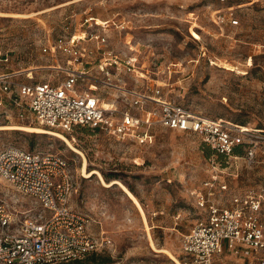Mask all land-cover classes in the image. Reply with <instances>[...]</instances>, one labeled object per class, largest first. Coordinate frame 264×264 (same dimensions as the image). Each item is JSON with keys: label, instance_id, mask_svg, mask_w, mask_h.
Masks as SVG:
<instances>
[{"label": "rangeland", "instance_id": "obj_1", "mask_svg": "<svg viewBox=\"0 0 264 264\" xmlns=\"http://www.w3.org/2000/svg\"><path fill=\"white\" fill-rule=\"evenodd\" d=\"M228 4L235 5L237 26L229 19L214 20V11ZM87 11L107 22L112 47L137 58L141 77L125 71L116 75L127 86L160 85L165 99L264 135V0H0V71H21L24 81L63 78L61 69L51 67L58 59L43 48L62 32L69 15L79 19ZM14 124L40 126L18 119L13 107L0 106V125ZM40 127L66 135L84 152L87 169H97L107 182L130 184L147 217L146 222L119 183L104 184L97 173L84 175V156L58 135L1 128L0 150L17 145L70 160L71 205L90 218L95 234L112 240L98 252L102 263L87 254L55 264H179L168 250L181 264H193L182 238L206 213L199 195L229 205L233 196L264 184V142L249 161L217 154L197 133L162 126L153 128L152 141L144 146L100 130ZM0 201L17 213L37 209L32 197L1 176ZM212 264L257 263L225 252Z\"/></svg>", "mask_w": 264, "mask_h": 264}, {"label": "built area", "instance_id": "obj_2", "mask_svg": "<svg viewBox=\"0 0 264 264\" xmlns=\"http://www.w3.org/2000/svg\"><path fill=\"white\" fill-rule=\"evenodd\" d=\"M234 6L215 10L214 20L239 25L240 19L232 18ZM68 18L62 32L43 48L58 59L51 67L65 76L24 81L18 77L21 71H0V106L13 107L18 119L31 124L63 131L89 127L140 146L151 143L156 126L194 132L217 154L255 158L264 142L257 129L165 99L160 85L127 86L116 76L119 72L136 77L143 73L137 71L134 55L111 46L107 22L89 11L79 19L76 13ZM114 89L122 96H115ZM110 94L113 99L107 101ZM238 147L242 154L235 152ZM0 176L37 204L34 212L17 213L0 201V264H55L111 245L112 240L92 232L90 218L71 205L74 178L63 154L8 145L0 150ZM197 201L206 213L182 238L183 251L193 264H212L225 252L264 264V184L233 196L229 205L202 194Z\"/></svg>", "mask_w": 264, "mask_h": 264}, {"label": "bare ground", "instance_id": "obj_3", "mask_svg": "<svg viewBox=\"0 0 264 264\" xmlns=\"http://www.w3.org/2000/svg\"><path fill=\"white\" fill-rule=\"evenodd\" d=\"M6 14L24 15V16L28 15V14H25V13H15V12H12V13H7L6 12ZM1 128H20V129L29 130V131L52 132V133L58 135L59 137L64 139L73 149L79 151L84 156V166H83L84 175L92 176L93 174L97 173L100 176V178H101V180L103 181L104 184L111 185L114 182L119 183L120 186L123 188V190L128 194V196L134 201V203H136V205L140 209L142 215L144 216L145 221L147 222L146 213H145V210H144L139 198L129 189V187L127 185H125L122 181H120L119 179H115V180H112L111 182H107L105 180L104 176L102 175V173L100 171H98L97 169H90V170L87 169V159H86V156H85L84 152L82 150H80L78 147H76L75 145H73L72 142L70 141V139L66 135H64L63 133H61L59 131L50 130V129H47V128H44V127H40V126L25 125V124L0 125V129ZM151 243H152V246L155 249H159V248L156 247V245H155V243H154L152 238H151ZM160 250H167V249L161 248ZM168 252H169V254L171 255V257L173 259H175L179 264H181L180 260L173 253H171L169 250H168Z\"/></svg>", "mask_w": 264, "mask_h": 264}, {"label": "trees", "instance_id": "obj_4", "mask_svg": "<svg viewBox=\"0 0 264 264\" xmlns=\"http://www.w3.org/2000/svg\"><path fill=\"white\" fill-rule=\"evenodd\" d=\"M229 5H232V4H229ZM241 125H244V124L241 123ZM76 128H88V129H91V128H89V127H84V126H78V127H76ZM74 129H75V128H74ZM92 130H93V129H92ZM235 152H236L237 154H241V153H243V150H242L241 147H238V148L236 149ZM127 186L129 187V189H130L135 195H137L136 192H135V190H134V188H133L130 184H127ZM89 254H91V255H90V258L93 259L94 262L102 263V262L105 261V259L102 258V257L100 256V254H99L97 251L91 252V253H89Z\"/></svg>", "mask_w": 264, "mask_h": 264}, {"label": "crops", "instance_id": "obj_5", "mask_svg": "<svg viewBox=\"0 0 264 264\" xmlns=\"http://www.w3.org/2000/svg\"><path fill=\"white\" fill-rule=\"evenodd\" d=\"M91 225H92V222H90V230L92 231ZM92 232H93V231H92Z\"/></svg>", "mask_w": 264, "mask_h": 264}]
</instances>
